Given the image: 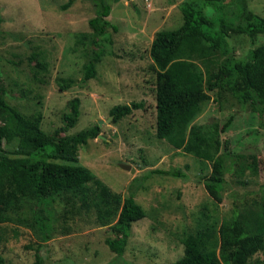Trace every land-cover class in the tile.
Returning a JSON list of instances; mask_svg holds the SVG:
<instances>
[{"label": "rangeland", "instance_id": "374dc122", "mask_svg": "<svg viewBox=\"0 0 264 264\" xmlns=\"http://www.w3.org/2000/svg\"><path fill=\"white\" fill-rule=\"evenodd\" d=\"M67 1L0 0V83L6 88L5 101L27 118L40 116L41 128L54 133L65 125L62 117L70 111V100L78 97L77 122L58 135H72L97 124L99 136L79 148L76 162L67 163L87 167L122 199L133 192L145 217L132 223L123 253L116 259L106 243L118 237L112 228L116 216L102 225L92 201L88 209H78L76 198L71 202L59 196L51 205L53 229L46 239L37 228L14 220L16 214H6L9 220L0 222L5 230L0 241L1 264H34L36 251L43 256V264H176L183 253L184 235L206 225L217 229L233 205L258 202L264 185V113L258 114L248 104L242 106L229 91L208 92L209 100L192 123L220 126L233 115L230 125L220 132L219 154L228 170L222 200L214 203L204 188L209 164L156 136V79L150 46L157 31L182 24L179 6L185 0H106L111 7L108 19L117 31L94 37L93 44L79 36L90 32L92 2L73 0L64 9ZM241 3L264 17V0ZM204 10L213 13L208 6ZM227 13L235 23L234 12ZM228 43L236 57L244 58L250 47L264 43V33L257 34L252 44L246 34L229 31ZM97 48L103 55L96 74L83 80L84 65ZM196 62L204 70V64ZM69 81L71 85L64 88ZM132 102L141 106L117 121L110 118L115 105ZM15 144L16 140L4 144L9 156H18L13 152ZM238 154L256 156L257 174L246 170L242 175L246 184L237 181L235 163L229 159ZM176 169L186 177L160 172ZM89 189L96 190L94 184ZM232 191L241 199L232 197ZM32 207L33 202L26 201L17 215L31 218ZM255 257L263 258L264 253L257 252Z\"/></svg>", "mask_w": 264, "mask_h": 264}, {"label": "trees", "instance_id": "16d2710c", "mask_svg": "<svg viewBox=\"0 0 264 264\" xmlns=\"http://www.w3.org/2000/svg\"><path fill=\"white\" fill-rule=\"evenodd\" d=\"M72 1L68 0L63 8L69 7ZM90 1L94 7V15L88 20L90 32H81L79 36L93 44L94 37H102L109 30L117 31V26L108 19L111 7L106 0ZM241 2L185 0L179 6L182 24L176 29L157 31L150 46L156 79V136L209 164L204 188L216 204L222 200L224 175L228 170L219 154L220 132L230 125L233 115L220 126H203L192 123L193 120L201 105L209 100L208 92L213 90L229 91L242 106L248 104L258 114L264 113V43L250 47L244 58L236 57L228 43L229 31L246 34L252 44L257 34L264 33V17ZM207 6L213 10L212 14L204 10ZM228 10L234 12L235 23L229 20ZM102 55L100 48L92 51L84 65L83 80L95 76L96 64ZM196 61L204 64V70ZM70 85L71 81L63 87ZM5 94L6 88L0 83V222L9 220L7 213H14V220L37 228L46 239L53 229L51 205L57 197L66 196L71 202L76 198L80 202L78 209H88L92 201L96 218L102 225L116 216L112 228L118 237L106 239V243L116 259L121 257L132 223L145 217V210L134 200L133 192L122 199L87 167L67 163L76 162L79 148L99 134V126L95 124L72 135H58L59 131L74 127L80 115V99L70 100V111L62 117L65 125L54 133H47L40 126V116L27 118L11 108ZM140 106L137 102L117 104L110 114L117 121ZM14 140L13 152L18 156L13 157L7 154L4 144ZM229 159L235 163L233 170L240 184L247 183L242 178L246 170L251 175L257 174L255 155L238 154ZM160 172L186 177L180 169ZM90 184L96 188L93 193ZM230 195L241 199L236 192ZM28 200L33 202L31 218L18 216L16 211ZM4 231L0 228V241ZM181 243L183 253L176 264H264V257L253 258L257 252L264 253V185L260 187L256 204L233 205L217 229L206 225L184 235ZM35 257L34 264H43V256L38 251Z\"/></svg>", "mask_w": 264, "mask_h": 264}, {"label": "water", "instance_id": "95a60500", "mask_svg": "<svg viewBox=\"0 0 264 264\" xmlns=\"http://www.w3.org/2000/svg\"><path fill=\"white\" fill-rule=\"evenodd\" d=\"M112 117H113V116H110V118H112ZM110 118H109V119H110ZM100 122H101V121H99V123H100ZM98 136H99V135H98ZM121 166H122L123 168H125V169L128 168V165H125V164H122Z\"/></svg>", "mask_w": 264, "mask_h": 264}]
</instances>
